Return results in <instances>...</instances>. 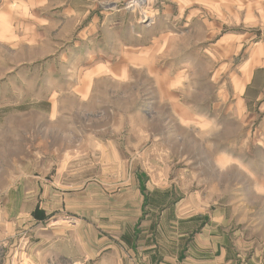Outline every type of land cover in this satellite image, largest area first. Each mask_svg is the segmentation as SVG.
I'll return each mask as SVG.
<instances>
[{"label": "rangeland", "instance_id": "rangeland-1", "mask_svg": "<svg viewBox=\"0 0 264 264\" xmlns=\"http://www.w3.org/2000/svg\"><path fill=\"white\" fill-rule=\"evenodd\" d=\"M70 2L0 42V264H143L199 208L264 255V0Z\"/></svg>", "mask_w": 264, "mask_h": 264}, {"label": "crops", "instance_id": "crops-1", "mask_svg": "<svg viewBox=\"0 0 264 264\" xmlns=\"http://www.w3.org/2000/svg\"><path fill=\"white\" fill-rule=\"evenodd\" d=\"M76 8L70 0H0V42L12 49L38 43L43 30L76 24ZM176 218L181 222L177 220V225L170 227L176 235L156 238L147 247L143 264H264L258 248L248 256L249 244L241 242L242 229L231 226L226 208L182 209ZM163 229L157 230L162 233ZM131 261L114 258L111 264H137L135 259ZM97 262L92 264H104L102 259Z\"/></svg>", "mask_w": 264, "mask_h": 264}, {"label": "bare ground", "instance_id": "bare-ground-1", "mask_svg": "<svg viewBox=\"0 0 264 264\" xmlns=\"http://www.w3.org/2000/svg\"><path fill=\"white\" fill-rule=\"evenodd\" d=\"M132 7H133V6L130 5V8H132ZM146 12H148V11L145 9V10L143 11V13H146Z\"/></svg>", "mask_w": 264, "mask_h": 264}]
</instances>
